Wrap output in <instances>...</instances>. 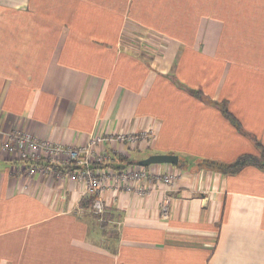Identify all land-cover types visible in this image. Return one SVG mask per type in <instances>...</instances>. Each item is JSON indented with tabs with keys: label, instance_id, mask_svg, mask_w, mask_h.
<instances>
[{
	"label": "crops",
	"instance_id": "obj_1",
	"mask_svg": "<svg viewBox=\"0 0 264 264\" xmlns=\"http://www.w3.org/2000/svg\"><path fill=\"white\" fill-rule=\"evenodd\" d=\"M15 130L102 136L95 172L174 155L144 169L180 176L107 179L96 215L71 173L30 177L0 151V264H264V167L205 164L264 148V0H0V139ZM148 130L150 143L115 141Z\"/></svg>",
	"mask_w": 264,
	"mask_h": 264
},
{
	"label": "built area",
	"instance_id": "obj_2",
	"mask_svg": "<svg viewBox=\"0 0 264 264\" xmlns=\"http://www.w3.org/2000/svg\"><path fill=\"white\" fill-rule=\"evenodd\" d=\"M153 130H148L135 135H119L115 141L128 143L130 145L137 144L138 141L151 142L154 139ZM104 138L100 135H92L87 144L83 146H63L57 143H51L40 140L36 136L28 132L12 131L0 139V151L16 156L22 162H38L44 161L41 166L31 165L27 171V176L34 174L51 175V165L58 167L74 165L78 169L69 175L71 180H77L85 185L87 194L93 197L92 210L94 214L99 215L103 212L104 206L101 193L106 187L107 179H113L117 185H123L128 189L133 183L141 184L144 188L145 182L147 187L153 188L160 184L167 186L173 185L175 180L179 178L180 173L167 174H150L143 167L134 166L127 167L118 172L92 170L91 163L104 164L109 161L106 154H94V148L102 145ZM57 177L62 174L56 173ZM143 184V185H142ZM144 186V187H143ZM160 211L163 217L169 214V199L165 198L160 204Z\"/></svg>",
	"mask_w": 264,
	"mask_h": 264
},
{
	"label": "trees",
	"instance_id": "obj_3",
	"mask_svg": "<svg viewBox=\"0 0 264 264\" xmlns=\"http://www.w3.org/2000/svg\"><path fill=\"white\" fill-rule=\"evenodd\" d=\"M196 97L199 99H202L201 95L198 93L196 94ZM219 109L223 116L229 120V122L237 129L241 130V126L239 122L233 117L231 113L227 110V107L225 104H221L219 106ZM259 148L260 155L259 157L252 156V155H242L239 158H237L236 161H234L231 164H219L215 162H205L206 166L215 170L219 171L224 174H235L239 172L242 168H244L247 165H253L257 167H264V148L260 144H256ZM33 165H40L39 162H30ZM51 168H54V170H57L59 173H72L76 171L78 168L74 165L70 166H64V167H58V166H50ZM93 170V168H92ZM93 199L91 198V203Z\"/></svg>",
	"mask_w": 264,
	"mask_h": 264
},
{
	"label": "water",
	"instance_id": "obj_4",
	"mask_svg": "<svg viewBox=\"0 0 264 264\" xmlns=\"http://www.w3.org/2000/svg\"><path fill=\"white\" fill-rule=\"evenodd\" d=\"M155 164H169L176 166L178 164V158L174 155H151L137 163L139 167L143 168Z\"/></svg>",
	"mask_w": 264,
	"mask_h": 264
}]
</instances>
